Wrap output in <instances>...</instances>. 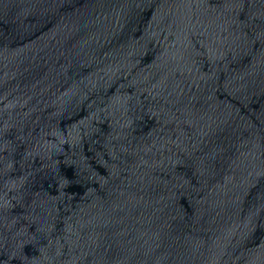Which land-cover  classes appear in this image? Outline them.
Here are the masks:
<instances>
[{
  "label": "water",
  "instance_id": "water-1",
  "mask_svg": "<svg viewBox=\"0 0 264 264\" xmlns=\"http://www.w3.org/2000/svg\"><path fill=\"white\" fill-rule=\"evenodd\" d=\"M0 264H264V0H0Z\"/></svg>",
  "mask_w": 264,
  "mask_h": 264
}]
</instances>
